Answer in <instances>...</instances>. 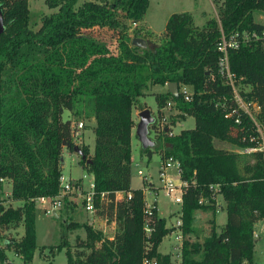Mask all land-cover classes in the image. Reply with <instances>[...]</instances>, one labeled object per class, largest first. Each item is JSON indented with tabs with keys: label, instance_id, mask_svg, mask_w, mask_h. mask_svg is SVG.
Masks as SVG:
<instances>
[{
	"label": "trees",
	"instance_id": "1",
	"mask_svg": "<svg viewBox=\"0 0 264 264\" xmlns=\"http://www.w3.org/2000/svg\"><path fill=\"white\" fill-rule=\"evenodd\" d=\"M44 1L54 11L43 15L35 30L29 23L28 0H0L5 24L0 34V179L11 182V200L22 203L13 207L0 200V264H12L8 249L24 264L31 262L37 249L35 199L57 194L63 143L73 151L72 124L92 118L93 151L78 145L86 156L79 162L93 175L94 214L114 221L116 231L112 241L100 243L101 231L86 225L81 251L73 255L65 234L55 248L65 247L67 264H142L149 241L148 256L156 264H171L168 254L157 251L170 232L165 219L153 208V230L146 237L144 192L130 186L132 110L146 107L140 98L152 85L167 82L194 88L190 101L169 91L156 97L158 112L171 98L180 111L178 118L195 120L194 127L173 136L155 133L154 151L178 159L181 178L188 182L182 233L192 231L195 210L211 209L215 214L214 205L198 203L201 195H209L210 184H220L226 213L218 232L211 219L210 236L203 242L183 240L181 264L252 260L254 223L264 218V160L260 152L241 154L214 146V139L237 146L246 143L234 136L233 120L215 107L213 99L230 93L217 74L221 36L261 32L264 24L255 21L253 14L264 13V0H223L217 17L207 19L201 28L194 26L190 13H172L165 24V41L144 48L132 44L127 21L142 20L149 0L109 4L86 0L81 5L78 0ZM96 27L112 31L115 42L85 32ZM228 60L242 95L256 101L264 115V42L230 49ZM64 111L74 121L64 119ZM243 122H247L244 116ZM122 192H130L131 198ZM19 226L24 229L20 238L3 236Z\"/></svg>",
	"mask_w": 264,
	"mask_h": 264
},
{
	"label": "rangeland",
	"instance_id": "2",
	"mask_svg": "<svg viewBox=\"0 0 264 264\" xmlns=\"http://www.w3.org/2000/svg\"><path fill=\"white\" fill-rule=\"evenodd\" d=\"M84 1L86 0H78L77 5H81V3H83ZM93 1H102L109 4L111 2H114L115 0ZM222 1L223 0H149L146 13L144 14L142 19L143 21L147 20L148 23H152V29L154 30V32L157 34H161L154 35L145 30L143 26L138 28V26H135L129 21H127V23H129V29L127 30V32L129 33L130 37L141 38L146 41V44H161L165 41V35L164 33H162L164 30L165 16L169 15L170 13H177L183 10H187L192 15L194 26L201 28L205 24L207 19L217 17V10ZM28 3L30 9L29 23L30 26L36 30L41 25L42 16L45 14H49L54 10L49 9L46 6L44 0H28ZM253 17L255 21L264 24V13L256 11L254 12ZM144 26H146V24H144ZM85 32L100 38H104L109 42H115V38L113 37L114 33L107 29L96 27L91 30H86ZM163 91V85L155 84L152 85V87H150L147 90L146 94L143 96V99L147 101L150 109H152L153 111L156 110V97L158 94H160V92ZM65 113L67 114L69 112L66 111ZM153 113L154 117H156L159 112ZM162 113L169 115L167 122L168 124L171 123V128L174 133H178L182 129L194 127L195 120L193 116H186L185 119L178 118L173 114V109H167ZM70 117L74 121V117L71 115ZM79 121L83 123L82 129H84V133L82 131V142L78 144L86 145L87 147L88 145L93 146L94 131L93 127H91V120L80 119ZM151 134L152 133H150V135ZM213 144L216 147L228 149L230 151H233L232 149L238 148V146L235 144L229 143L227 141H220L217 139H214ZM140 149L141 146L133 147L132 152L136 154ZM142 153L145 154V152ZM62 155L63 162L61 163V174H63L66 178L70 177L72 182L76 180L74 179V177H79L80 175L85 174V187L88 186V183L92 181V175L91 173L84 170V168L81 166L79 162L81 157L78 154L74 153V151H69L65 145ZM162 158V152L154 151L152 158H146L138 165V167L135 165L132 166L131 160V185L133 188L144 187L145 190L148 188L147 183L153 181L154 184H151L150 186V188H152V192L151 194L147 195L148 202L157 206L161 217H169L171 221H174L175 218L171 217L176 216V212L173 211L179 208L177 212L180 216L182 206L175 203L172 198L169 195H166L161 189V183L158 179V169ZM138 168L142 169L143 174L141 176H139L136 172ZM143 177H145V180H143ZM5 190L9 194H7ZM10 194L11 185H7L6 187L5 181L0 185V200H2L3 205H12L13 207H16L17 205L22 204L21 202H13L11 200ZM219 201L221 204V209H217L218 212H215V214H213V211L211 209L200 208L194 211L193 220H195V222L192 221V231L190 233L183 234L184 240H187L189 242H203L204 239L210 236V229L212 227L211 219L213 218L215 220V230L218 232L221 229V223L225 222L226 220V213L224 209L225 202L223 198L219 197ZM56 212L58 213V216H56L55 214H46L44 212L43 205L38 204L35 201V233L36 245L38 249L34 253L31 262H29L28 264H67L65 247L60 250H57L55 247L58 244L62 243L61 235L65 234L64 240L67 241L73 255H75L77 251H81L83 248H81L79 245L85 239L86 225L92 227L94 230L101 231V242H103L104 240H113V235L116 231V223L114 221L107 222L100 216L85 212L82 207L81 198L74 199V195L66 197L63 200L62 205L56 210ZM21 229L22 228L7 230L6 232H3V236H10L18 239L21 236ZM169 236L170 238H173L174 233L170 234ZM169 236H165V243L167 242ZM253 238L255 241L254 252L257 256H261L262 258V254L264 252V218L254 223ZM6 254L10 263L24 264L21 257L16 255L11 249L6 250Z\"/></svg>",
	"mask_w": 264,
	"mask_h": 264
},
{
	"label": "built area",
	"instance_id": "3",
	"mask_svg": "<svg viewBox=\"0 0 264 264\" xmlns=\"http://www.w3.org/2000/svg\"><path fill=\"white\" fill-rule=\"evenodd\" d=\"M132 23L136 25V22ZM259 40L264 42V29L261 32L254 30L241 32L237 31L230 37H226L225 35L221 36L217 44V50L219 52V57L217 59V74L222 78L223 83L230 87V93L228 94L229 96H226V94L218 95L213 99V101L216 108H221L224 110L225 115L233 120L232 133L234 136L239 137L242 142L246 143L243 146H238V148L232 149L233 152L241 154L260 152L262 153L264 160V115L261 113V107L256 101L248 100L242 95L240 85L236 82V77L230 70L228 60V51L230 49H236L243 43H252ZM213 78L214 76L212 75L211 79ZM167 83L165 84L167 85ZM177 84V95H180L184 101H190L194 94L193 86L183 83ZM167 109H173V114L175 116L180 113V111L177 109L176 101L173 99L167 100L165 106L160 109L161 111L155 117L156 120L153 126L150 127V133L155 135V133L164 132L168 136L175 135V133L172 131L171 123L168 124L167 122L169 115L162 113ZM243 116L247 121L245 123L243 122ZM72 127L73 142L76 145H79L82 142L81 129L83 128V123L81 121L75 123V125L73 123ZM158 172V179L161 183V189L166 195H169L175 203L182 206L183 194L188 186V182L181 178L182 169L179 160L173 156H163ZM137 173L139 176L143 174L142 170L140 169L137 170ZM85 178L86 175H83L72 182L70 178H66L63 174H61L59 178L57 194L52 197H37L35 201L36 203L43 205L44 212L46 214L54 215L56 210L62 205L63 200L70 195H74V199L81 198L82 207L85 212L94 214L96 199L94 182L92 180L88 183V186L85 187ZM0 181L2 182V179H0ZM208 188L210 191L209 195H201L198 198V203L200 205L212 204L215 206L216 210L221 209V204L219 201V197H222L220 193V184H210ZM143 192L145 201V207L143 210V229L145 236L149 237L152 233V225L155 220L153 208L157 209V206L148 202L147 195L151 194L152 192L150 187L148 186V188L143 190ZM122 193L127 198H131L130 192ZM120 194V192L116 193L117 196ZM103 195L104 193L101 194V196ZM176 226L181 230V214L176 222ZM150 245L151 244L149 241L145 242V255L142 258V264H156V259L150 258L148 256ZM241 264H264V253L261 259H245Z\"/></svg>",
	"mask_w": 264,
	"mask_h": 264
},
{
	"label": "crops",
	"instance_id": "4",
	"mask_svg": "<svg viewBox=\"0 0 264 264\" xmlns=\"http://www.w3.org/2000/svg\"><path fill=\"white\" fill-rule=\"evenodd\" d=\"M180 12H188V11H187V10H183V11H180ZM188 13H189V12H188ZM171 14H172V13H170V14L167 15V16H165L164 30H165V24H166V22H167V19H168V17H169ZM144 24H146V26H144ZM135 26H138V28H140L141 26H143V27L145 28V30L149 31L150 33H152V34H154V35H160V34H161V33H160V34L155 33L154 30L152 29V23H148L147 20H146V21H143V19H142V20H140V21H137ZM164 30H163L162 33H164ZM163 86H164V91H163V92H160V93H162V94H164V93H166V92L168 91L167 85L164 84ZM146 92H147V91H146ZM145 94H146V93H145ZM169 99H171V98H168L167 100H169ZM140 100H141L142 102L146 103V108L150 109V106L148 105L147 101H146L145 99H143V97H141ZM167 100H166V101H167ZM139 111H140V110H138L137 108H133V110H132V119H133V122H134V126H133V128H132V132H131V150H133V147H139V146H141V145H140V142L138 141L137 136H136V134H135V128H136V125H137V123H138V121H139V117H138V113H139ZM150 111H151V113L154 115L153 112H158V106L156 105V110H155V111H153L152 109H150ZM159 111H161V110H159ZM65 112H66V111H64V113H63V118H64V119H68V118H70V113H67V114H66ZM64 114H66V115H64ZM64 116H65V117H64ZM89 120H91V122H90V123H91V127H94V125H95V120H94L93 118H92V119H89ZM82 131H83V133H84V129L81 130V133H82ZM178 133H179V132H178ZM175 134H177V133H175ZM149 135H150V133H149ZM150 137L153 138V139L155 140V135H154L153 133L150 135ZM86 144H87V143H86ZM93 147H94V142H93V146H89V145H88V148H89V150H90L91 152L93 151ZM153 152H154V148L151 149V156H150V158L147 156V152H145V154L142 153V147H141V149L139 150V152H137L136 154H134L133 152H131L132 166L135 165V166L138 167V165H139L142 161H144L146 158H147V159H151L152 156H153ZM143 158H144V159H143ZM132 166H131V168H132ZM61 168H62V167H61ZM138 169L142 170L141 168H138ZM138 169H137V170H138ZM136 172H137V171H136ZM137 174H138V173H137ZM83 175H85V174H82V175H80L79 177H74V179H78V178L82 177ZM91 175H92V174H91ZM69 178H70V177H69ZM92 180H93V175H92ZM143 180H145V177H143ZM5 181H6V187H7V185H11V182H9V181H7V180L2 181V182L0 183V185L3 184ZM84 183H85V181H84ZM144 183H145V182H144ZM151 184H154V182L152 181V182H148V183H147V185H148L149 187L151 186ZM130 186H131L132 189H138V188H133V187H132V185H131V180H130ZM154 186H155V185H154ZM152 187H153V185H152ZM140 189L144 190V187H143V188H140ZM150 189L152 190V188H150ZM5 192H6V190H5ZM6 193H7V192H6ZM7 194H9V193H7ZM178 210H179V208L173 211V212H176V216L171 217V218H175L174 221H171V220L169 219V217H168V218H167V217H162V218H165V219H166V227L170 229V232H169L167 235H165V236H169V235L172 234V233H174V236H173V238H170V236H169V237H168V240H167L166 243L164 242V240H165V239H164L165 236H164V237L162 238V241H161L160 244L158 245V248H157V251H158L159 253H161V254H168V255L170 256L171 264H181L180 252H181L182 242H183V240H184V235H183L182 231L180 230V228L176 226V222H177V220H178L179 217H180L179 214H178V212H177ZM216 212H218V211L216 210ZM157 214H158L159 217H161V215L159 214L158 209H157ZM55 215L58 216V213L56 212ZM193 221L195 222V220H193ZM225 222H226V220H225ZM225 222L221 223V225L223 226V225L225 224ZM18 228H22V229H21V230H22V232H21V236H22L23 233H24L23 226H19ZM21 236H20V237H21ZM20 237H19V238H20ZM254 247H255V245H254ZM37 249H38V248H37ZM37 249H36V251H37ZM36 251H35V252H36ZM263 253H264V252H263ZM262 255H263V254H262ZM253 259H255V260H257V259H261V256H257V255L255 254V252H253Z\"/></svg>",
	"mask_w": 264,
	"mask_h": 264
},
{
	"label": "water",
	"instance_id": "5",
	"mask_svg": "<svg viewBox=\"0 0 264 264\" xmlns=\"http://www.w3.org/2000/svg\"><path fill=\"white\" fill-rule=\"evenodd\" d=\"M4 30H5V24L3 20V13L0 8V34H2ZM132 44L138 47H141V48H144L147 45L146 41L138 37L132 38ZM177 85H178L177 82L167 83L168 91L173 96H177ZM138 117H139V121L135 128V134L137 136L138 141L140 142L141 147L143 149L149 148V150L147 151V156L150 158L151 149L155 147L156 141L150 137L149 133H150V127L153 126L156 119L154 115L151 113L150 109L148 108H144L140 110L138 113ZM63 145L67 147V144L63 143ZM73 151L74 153L78 154L81 157V159H86V156L84 155V153L82 152V150L80 149L78 145H74ZM60 160L61 162H63V157H61Z\"/></svg>",
	"mask_w": 264,
	"mask_h": 264
}]
</instances>
